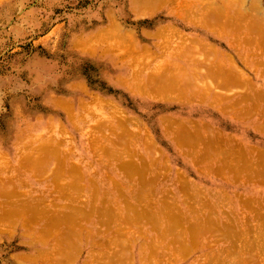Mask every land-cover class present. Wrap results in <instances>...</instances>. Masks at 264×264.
Instances as JSON below:
<instances>
[{
    "label": "rangeland",
    "instance_id": "374dc122",
    "mask_svg": "<svg viewBox=\"0 0 264 264\" xmlns=\"http://www.w3.org/2000/svg\"><path fill=\"white\" fill-rule=\"evenodd\" d=\"M132 1L133 0H0V264H90V261L93 258L99 256L100 253L104 252L103 249L105 247L107 248V250L105 251L104 256L110 253L113 248L115 250L119 247H117L116 244H114L116 246H113L111 244L113 247L109 245V248L108 246L103 245L106 241L103 239V237L104 235L109 234L111 232H118L119 228L122 229L121 227H124L125 229L123 230H126L128 232V246L134 249L138 247L139 252L143 251V249H151V247L154 245H159L168 248L171 245L172 241H175V239L173 238L175 237V234L180 232V224L177 226L174 232H167L168 234L166 235L162 233L160 228L157 230L153 226H151L150 223L145 224L147 222L146 220H148H145V217L144 219L137 218L140 220V223L138 222L137 224L134 222V224L130 225L127 222L123 223V221L121 220L122 217H118L119 219H117L114 223L111 224L104 222V220L106 219L104 209H106L105 207L107 205H111L110 207H113L110 209H112V211H115L116 214L114 216H120L119 209H115L113 206L114 203H112V205L110 204V201L108 202V200H106L107 198H111L110 194L115 195V197L121 200L123 202V205H130V203H135L130 202L129 199L133 201V197L138 196H134V193L137 194L138 192H145L147 194H150L149 192H151L149 197H151V195H157L158 199L161 200L159 204L162 205L164 200L167 201L175 196L184 197V195L186 196L188 194V189H185L182 185L183 183H185V181L182 180H184V178H187V180L189 179L193 181V183H195V187L199 186L201 188H216L214 189L215 194L219 190H223L222 193H226L224 194V196L228 195L230 199L231 197H235V199L241 200V198L244 197L242 198V200L247 201L250 196L252 198H255V200H262L263 202L264 182L262 183L263 186H259L256 181H254L253 184H250L249 182H246L245 184L241 183L240 181L226 182L225 179L222 180L220 175L213 172L211 168L219 166L222 162H225V160L227 159L226 155H224V158H222V160L221 158L219 160L209 158L210 155L208 154L206 155V157L202 156L198 158V156H200V154H202L203 152L205 153L207 151H212V146L210 144L205 143L203 145L201 143L196 144L194 146H189L190 144H186L188 146H185L184 144H179L180 149L176 150V148H179V146L176 145L177 143H174V141H176V136L173 135L177 134H175V131L177 132L180 130V124L176 125L178 120H183V122H196L198 120H202L208 122V124L214 120H221L224 122H228L229 124L231 123L232 125H236V127L240 130L238 129L236 132H234L230 130V128L227 129V133L236 134L237 139H235V141H233L232 143H227L229 146H227V144H223L224 146L222 145L220 147L227 146V149H240V151H242L245 147H253L255 149H259L264 153V134H262V132H258L256 130L257 128L255 127V124H260L264 121V109H261L259 111H251L250 108L254 107L253 103L249 100H245L239 101L235 105L236 107H234V111H224L220 110L219 108L217 109L215 106L207 104L203 100H184L176 98L175 96V98L178 99V101H176L174 96L169 97L162 94L155 95L154 93V95H151L150 93L148 95V93H144L141 90L138 91L135 89V86L137 87V85L134 83V81L132 82L130 75L135 72V68L133 66L136 65V61H133L135 58L133 57L134 55L132 54V58L130 54H127L128 51H130L131 45H129L130 47L128 46L127 49L123 47L119 49L118 46L120 44L118 46H116L115 44H118V39L116 40V38H122L121 36H123V34L125 33L123 36L125 39V36L127 35L126 32H128V38L130 37L129 35H133L134 33L135 36H133L135 37V40L139 42V45L153 47V52L156 54L160 51L159 49H161L164 45H167L168 42L170 43L173 37V45L171 47H173L174 50H172L173 48L171 47H166L167 51L165 52V54L168 51H176V48L178 46L181 47L182 45H184V43L187 42L190 44L191 48L193 45L197 46L194 47V51L196 48L200 50L202 47L200 43H197V39L206 40L208 42H206L207 44L210 43L211 46L218 48L221 52H228L232 54H236L237 52L238 54H240V56L244 54V48L248 49L250 47V49H252L251 45H242L243 48L240 50L239 48L241 47L238 42H236V44L233 43L234 46L237 47L236 45L238 44L239 47H232L231 49L227 48L225 41L221 40V38L218 39L219 37H216L217 35L209 36L211 35L209 29L207 31L206 27H202L200 25H197L196 23H192L193 20L190 19L200 17V7L199 9L198 7H195L192 9V11L189 9L191 12L195 11V15L192 14V17L189 16L188 18H185L183 15L186 11H183V8H180L179 6L174 4L166 5L164 9L149 13V11H146L144 9L139 11L140 9L135 10L134 8H132ZM179 1L186 2V0ZM207 1H212V3L215 2V6H221L220 8H225L224 3L229 4V0H227L228 2L226 1L227 3L224 2L225 0L223 1L224 3L221 0ZM234 1L233 8L231 9L232 6L230 7L231 14H233L231 16L234 17L232 18L233 20L235 19V17L236 19L238 17L235 15L237 9H239L238 12L241 11L240 14L249 11V13L246 14V16H249V14H251L250 9L254 5L257 6V10L261 9V14H259V11L257 13L259 16L255 13L256 16H258V18L260 19L262 18L261 22L264 20V0H242L244 1V4L247 2L246 6L244 5L243 8L241 7L242 3H239L240 5L238 6V1ZM195 2H199L201 4L204 3V0H187L188 4H193ZM252 2L253 6L251 5ZM212 3L211 6L213 7ZM234 4L237 6V9H235ZM203 6H206V3H204ZM178 7L180 10L178 9ZM227 9L229 12L230 9ZM233 9H235V12L233 11ZM254 9L256 10V8ZM189 10H187L188 14ZM253 12L256 11L252 10V13ZM254 15L252 16L254 17ZM116 20L118 21V24L116 23ZM262 24L263 22L260 23V27L264 25ZM109 25L112 27H110ZM167 25L172 26L173 30H170V32L172 31L171 34L169 33L170 41L165 42L164 40H169V31H165L167 32V34H165L167 36L162 33V36L156 35L155 31L157 28L165 27ZM107 29L109 30V34L111 33L110 31H112L113 34L116 33V38L114 37V42L117 41V43L114 44L112 38L114 35H112V33L111 35H109ZM128 30L133 33L129 32ZM233 31L234 30H231L230 38H233V40L237 41V38L239 37L238 34L242 32L239 33L236 32V30L234 32ZM119 32L121 33V36ZM103 33H105L104 36H101L103 35ZM117 33L119 36L117 35ZM226 33L230 34L229 32ZM132 35L129 38L130 40L132 38ZM236 35L238 36L236 38L237 40L234 39V36L236 37ZM240 35L242 36V34ZM92 36H94L95 38H97L98 36V39H95L94 37L92 38ZM107 36L110 37V45L108 43H105L108 41L104 39L105 37L106 39H108ZM101 38L103 39V41L105 40L104 43L103 41H101ZM129 39L126 38L125 41L123 39L119 40H123V46L126 47L125 45H127V43L129 42H127V40ZM121 41H119V43H121ZM161 44L164 45L161 46ZM108 45L111 48L114 47L115 49L118 48L119 50L113 49L112 51L111 49L108 53V48H106L109 47ZM199 46L200 49L198 48ZM99 48L102 50L104 49L103 52L102 50L99 51ZM163 49L165 50V48ZM178 50L180 51V49ZM114 51H116V54L118 55V57L116 56V58L115 56H113V53H115ZM203 52H199L200 54H195V56L197 55L196 57L198 58L200 57V55H203ZM110 53L112 54V58L109 57ZM189 54L187 55V58L189 60H197L194 55L192 57V54H190L191 56ZM238 54L235 58L239 56ZM119 55L123 56L120 57ZM211 55L212 54H210V56ZM204 56L210 58L207 53H204ZM123 58H125V60ZM144 58L142 59L144 61L143 64L139 65L140 69L143 72L146 71L145 75H147L148 73L151 74L154 68L158 66L157 63L161 60V58H157V60L154 58H152L154 59L152 60L150 56L147 57V60H144ZM165 58H167L166 55ZM236 60L238 61V58ZM132 61L135 65L132 63ZM148 61L151 64H148ZM238 62L240 63V65L238 66H240L241 69L245 68L244 70L246 72L248 71L247 74L251 75V83H253V85L255 86H251V88L254 87V89H258L256 90L257 92L262 89L264 92V74H262L259 78L255 79V71L259 68L261 70L264 67V64L262 65V68L259 66L258 69H255V71H253L254 67L257 68V66H250L251 69L249 70V68L243 66L240 61ZM140 63L142 62L140 61ZM181 63H183V66H196V70L193 69L194 67L192 68V70L189 68L190 71L193 73H195V71H197V69L202 66L201 65L198 67L197 61V65H193L194 63L191 62L189 63L192 65H188V63H185L184 60ZM147 65H150V67H148ZM203 68L204 66H202L201 69L205 71V69ZM127 71L128 74L126 75ZM197 73L199 72H196V74ZM204 75L205 72L204 74H202V76ZM121 76L124 80L121 79ZM202 76L200 79L204 81L206 76ZM125 78L130 80H127ZM133 83L135 86L133 85ZM130 86L132 87V89H130ZM251 88L248 87L247 90L243 87H236L233 89V91L232 88H230L231 90L225 91L226 95L228 94L230 97L237 98V96L241 94L240 92H242V94H246L249 90H251ZM134 89L136 90V92L134 91ZM225 91L222 90L221 92L224 93ZM251 91L249 92L251 93ZM233 93L234 95H232ZM96 99H98L100 102L97 100L96 103ZM228 99L230 100V98ZM78 101H80V104H83L80 105ZM87 102L88 104H86ZM71 103L75 105H72L75 108H72L70 106ZM64 105L68 107L70 106V109L68 110V108ZM62 106L66 108H63ZM241 108L243 110L245 108V110L242 111ZM65 109L68 111L66 112ZM236 114L238 115L236 116ZM243 115H245L246 117ZM126 117L128 119V122L130 120L129 124L132 125H128V123L124 122V120L127 121ZM241 117L242 119H240ZM162 118L163 120L167 118L172 121H163ZM122 120L125 123L123 124L122 122V124L125 126L127 124L128 127H124L123 125L118 127L119 123L121 124L120 121ZM131 121H134V123H131ZM174 121H176L175 125L178 127H173L175 126L173 124L175 123ZM170 122L173 126H171ZM164 126L167 127L165 128ZM119 128L120 130H118ZM165 129L170 130L168 132ZM123 130L124 132H122ZM219 130H221L222 132V129L217 126L216 131ZM134 133L136 134V136H133ZM139 133L140 135H142L140 139L138 137L137 141V138L135 139L133 137L140 136L138 135ZM239 134L242 136H240ZM169 135L172 136L168 138ZM245 135L249 137V141L246 140ZM128 137L129 139H127ZM171 138H174L175 140ZM37 141L42 144L40 145V143ZM55 141L58 144L60 143V145L56 144ZM33 142L34 144H32ZM45 142L52 144H48L51 146V148L53 146L54 148H56L57 146H59L60 148L57 147L56 151L54 149L53 152H56L55 154H52V151H50V155L47 154L46 151H44L43 153V148L44 150L45 148H47V145L46 147L43 146ZM171 144L177 147H174V149ZM32 145H34L35 147L37 145H39L38 147L41 146L42 149L39 148V150L41 149L40 151L42 153L39 155L38 152L40 151L37 149V147L36 149L34 148V151V149H32L34 146ZM192 149L195 150L193 151ZM204 149H206L207 151H203ZM197 150L202 153H197V155L195 156L193 152L196 153L198 152ZM35 153L37 154L35 155ZM45 153L48 155V157L47 155H45ZM67 153L68 155H66ZM185 153H187L188 155ZM32 154V159L34 158L37 160V155L42 157H38V159H40L37 160V162L35 163L36 165L34 163L32 165L29 164L34 161L31 160ZM34 155L37 157L35 158ZM42 155L45 157H43ZM253 155H256V157L258 156L257 153H253ZM193 157H197V159ZM201 159L204 161H202ZM215 160L217 162H222L217 164ZM60 161L64 162H61L60 164ZM23 163L26 164V166ZM41 164L43 167L41 166ZM63 164L64 166H66V170H62L63 172L71 169L74 172V168L75 172L77 171L76 173L79 172L81 174L86 175L89 172L88 175L95 177L90 178L91 180L95 179L94 182L93 180L91 181L89 178H83L78 174V181L80 180L79 177L82 178L80 181L84 179L81 183L80 181L79 183L77 182L78 185H81V188L84 185L86 186V188L87 186H89V189L92 184H94L95 186H91L90 190H85V186L84 188H82V190L79 187L77 188L80 189L78 190L79 194L76 192L77 190L74 189H72L73 191H67L68 189L64 191L65 189H61V187L65 188V186H67L66 182L68 181V183H70L69 181L71 180V177H73L71 176L73 175V172L71 171L66 172L65 176L63 174L58 175V173L61 171L58 170L64 167L61 166ZM70 165L71 167L74 165V167L70 169L67 168ZM142 165L147 169H142ZM81 166L82 168H80ZM139 167L140 169H138ZM203 167L206 168L209 173ZM148 168L150 169L149 172L146 171L148 170ZM146 172H148V176ZM143 173H145V177L141 175ZM66 177H68V179ZM145 178L146 180L153 179L156 182H154L152 185V182H145ZM96 182L99 185L98 192L100 193V195L98 192H96V194L94 195L95 189H92V187L98 186ZM188 184L192 183L189 182ZM193 187L190 186L189 188ZM59 188L63 191H61ZM2 189L4 192L2 191ZM83 189L85 190L84 194L82 192ZM7 191H12V195H10ZM214 192L212 191V193ZM13 193H15L16 195ZM87 193L89 195H87ZM91 194L93 195V197H91ZM97 195H99V198H101V200H99L98 198L97 201ZM35 197H37L39 202H35L37 201ZM23 198L31 200L33 198L35 199V201H33L35 203L33 204L39 203L38 205H40L42 202L45 203L47 201L46 204L50 209L48 210V207L44 205L43 206L45 208L43 206L41 209L37 207V209H40V213L43 211L41 214L39 213V215L43 214V217L41 216L43 219L40 217L41 220H39V217L36 216L37 214L32 213L36 209V205L32 204L33 209L35 208L34 210H32L29 205L23 206H27L29 208V211H27V209L25 210L24 208L21 210L22 205L20 201L22 202ZM41 198H44V200L42 201ZM103 198H105L107 202H105L107 204L105 206H103L105 204V200ZM11 199L15 201V208L13 207V201ZM17 199H20L19 207L21 208H18L16 206V202L18 201ZM76 200L78 206L81 202L80 206L81 208H84L81 213H83L85 210H87V212L90 211L89 213H92V217L89 216L91 219L87 217V219H89V223L87 219L84 222L85 224L92 225V227H94L92 233L95 234L93 235V237L88 238L82 236V241L80 237L78 239L71 238V240L73 239L74 242L76 241L75 243L73 241L70 242V237H67V240H69L68 243V241H66L65 236L68 229L67 226H63V224L61 225L62 227L57 226V233L54 232L55 234L53 236V234H50L51 231L47 230L48 228L50 230V220L48 221V223H46L47 219L44 216L50 213L49 215H47L50 219L49 216H51V214L54 215L53 212L55 213V215H58V213L59 215H64L66 213L65 211H68V209L69 211L70 209H73L74 212H71L75 213L77 212L75 211V208L76 210L79 209H77V207H74V203L76 202ZM209 200H211V197ZM171 201L172 202L170 203L172 205L174 202L173 200ZM56 202L57 206L55 205ZM58 202L60 203L61 207L58 206ZM19 203L17 205H19ZM65 204H67L66 207ZM222 205L224 206L225 210V204H221L219 210L222 208ZM88 206L89 208L93 207L94 209L91 208V210H94L95 212L98 208L100 209L103 206L100 211L104 214H101V212L98 211L99 209L97 210V214H95L94 211L93 213L91 210H89V208L87 209ZM97 206L99 207L97 208ZM168 206L169 205H167V207ZM16 207L20 209V212L19 210H17ZM11 208H14L16 210L13 209V211L11 210ZM42 209H44L46 212ZM24 210L27 212H25ZM51 210L53 211L51 212ZM60 211L62 213H65L62 214ZM87 212H85L84 215H86ZM128 213L132 214L133 216L136 215L131 213L130 211H124L123 214L124 216H126V214ZM200 213L212 214V212L209 210L195 212L194 214L198 215ZM246 213L249 214V218L252 216L250 212L248 213L245 210V214ZM101 215L103 216V219ZM246 215L243 214V219H245L244 217ZM249 218L246 216L245 221L249 222ZM93 220H95L94 223ZM95 226L97 229L95 228ZM44 228H47L46 230L48 232L46 230L44 231ZM64 228L66 230L65 232L62 230ZM86 229L90 232L89 227L86 226ZM256 229L254 228L255 232L253 231V228L251 229L254 232H252L253 234H256V232H260L259 229H257V231ZM102 230H105L106 234H103ZM251 230L249 229L248 231L249 235H253L251 233ZM41 231L42 233L47 232V236H45L46 238L40 237V235L42 234ZM217 234L220 235L221 231H218ZM241 234L243 233L240 230V234L237 236L239 237V239L243 237ZM248 234L246 233V235ZM218 235H216V232L208 230L204 236L205 238L201 239V241L203 240V243H213V245H215L212 246L213 248H210L211 250L209 251L207 250L203 252L201 248H198L199 251L197 249H194L195 251L193 250V253H185L182 256H175L176 262L166 263L165 261H158L157 264H204L205 262L210 261L212 256L220 253V251L216 253L218 246L221 248L219 250H224L225 248L224 253L223 250L221 252L225 254L229 251V249H226L227 246L229 244L231 245H229L228 247L234 245L232 244V240L234 239L227 240V242L229 241V243L228 245H225V243L227 242H225L226 239H224V234L221 238L224 240H221V242L219 240L220 245H218L219 243L217 244V240L220 239V236ZM246 235V238H243V240L245 241L247 239ZM249 235L248 238L250 237ZM256 235H254V237ZM60 236H63L65 240H63L64 238L62 237L63 241L59 243L62 246H59L58 244L57 246H59L60 248L63 246L64 247L62 248V253H58L60 251L59 249V251H57L56 249L55 253L53 247L56 248V243L54 241H57L56 238L58 237L57 239H59ZM257 237H259L260 240L253 239L255 240L254 242L264 241V233L261 235H259L258 233ZM261 237L263 238L261 239ZM249 239H247L248 242L246 241V243L251 242V238ZM243 240L240 241L241 246L244 243L242 242ZM118 241V244L122 243L121 240L118 239ZM235 242L239 243L238 240ZM63 243L66 245H64ZM238 243H235L236 247L233 246L235 249L239 247H237ZM76 244L78 245L74 248V245ZM216 244L218 246H216ZM259 244L260 243L257 242L255 243V246H258ZM262 244L264 245V243ZM71 245L72 248L70 247ZM211 245L212 244H210V246L208 247H211ZM263 245H259L260 247L258 246L257 248L252 247V250L248 248V250L250 251L245 253L244 258L241 257V259L246 258L245 260H243L242 264H264ZM261 247H263V250L261 249ZM67 248H70L69 250L71 251H69ZM114 250L112 251V253L116 251ZM231 250L230 251L233 253H235L234 251H236L234 249ZM210 251H214V254L212 252L211 253L213 255L209 254ZM68 252H70V255L67 254ZM206 253H208V255H211V257L208 256ZM203 255L206 256V258H210L206 260V258H203ZM65 256L68 258H66ZM104 256L102 259H104ZM234 256L235 254L233 255V257ZM58 257H60V259H58ZM218 257V260L215 259L216 257L212 259H215L217 261L222 259L221 256V259H219L220 257ZM224 257L227 258L226 254ZM130 258L132 259L133 256H130ZM226 258L225 260L224 258L223 260H221L225 261V263L221 262L222 264H227L228 261V264H230L232 261L231 259H236L238 258V256H235L231 259L228 258V261L226 260ZM249 258L252 259V261L249 260ZM170 259L173 260L174 258L172 259L170 257ZM241 259H236L237 263L234 260L235 264H239ZM253 259H256V262H254ZM234 261H232V263ZM217 263L220 264L219 262H216L215 264Z\"/></svg>",
    "mask_w": 264,
    "mask_h": 264
},
{
    "label": "bare ground",
    "instance_id": "6f19581e",
    "mask_svg": "<svg viewBox=\"0 0 264 264\" xmlns=\"http://www.w3.org/2000/svg\"><path fill=\"white\" fill-rule=\"evenodd\" d=\"M215 1V0H214ZM222 2L224 1V0H221ZM220 1V2H221ZM227 0H225L224 2H226ZM233 1L234 0H231V2H230V0H229V4H225L224 2V7L226 8H229L230 9V7H231V9L233 8ZM238 2V6L240 5L239 3H242V5H241V7L243 8L244 7V5L246 6V3L244 4V1H239V0H237ZM175 2H177V3H175ZM201 2H203V1H201ZM207 0H204V3H206V6H203L204 5V3H197V2H195V3H193V4H188L187 3V0H186V2L184 1V2H182V1H173V0H133L132 1V5L131 6H133L132 8H134L135 10L136 9H140L139 11H141L142 9H144V10H146V11H149V13H153V12H156L157 10H160V9H164L165 8V6L166 5H177V6H179L180 8H183V11H186L185 13H184V17L186 18H188L189 16H191L192 17V14H194L195 15V11H193V12H191L192 11V9L193 8H195V7H198V9H199V7H200V10H201V12H200V17L199 18H190L191 20H193V22L192 23H196L197 25H200V26H202V27H206L207 28V31H208V29L210 30V34L211 35H209V36H215V35H217L216 37H219L218 39H220L221 38V40H224L225 41V44H226V47L227 48H231L232 49V47L233 48H238L239 47V45H240V47L241 48H239L240 50L243 48V46L242 45H251V48L252 49H250V47L248 48V49H243V50H245L244 51V54H242L241 56H240V54H238L237 52H236V54H232V53H228V52H221L218 48H216V47H214V46H211L210 45V43L209 44H207L208 42L206 41V40H203V39H197V43H200L201 44V47L202 48H204V49H202V51H201V49H200V46L198 47L200 50H198L197 48V50L200 52V53H202L203 51V55H200V57H196L195 56V54H200L196 49H195V51H194V47H197L196 45L194 46H192V48H191V46H190V44L187 42V43H184V45H182L181 47L180 46H178L177 48L178 49H180V51L176 48V51H168L166 54H165V52L167 51L166 50V47H171L173 44V42H172V40H173V38H172V40H171V42L169 43L168 42V44L167 45H162L161 44V46H163L161 49H159L160 51L156 54V53H154L153 52V47H150V46H141V45H139V42H137L136 40H135V35H134V33L133 32H131L130 30H128L129 32H131V33H133V35H132V38H131V40L129 39L130 37H131V35H129L130 37L128 38V32H126L127 33V35L125 36V39L127 38V39H129V40H127V42L129 41L130 42V44H129V42L127 43V45H125L126 47H124L123 46V42L125 41V39H124V34H123V36H121V33L119 32V34H120V36L122 37V38H116V36H115V34L116 33H112V31H110L111 33H112V35H114L112 38H113V42L115 41V39H114V37L116 38V40L118 39V44H115V43H117V41L116 42H114V44L116 45V46H118L119 44L120 45H122V46H118L119 47V49L121 48V47H123V48H128V46L129 45H131V47H130V51H128V53L127 54H130V56L132 57L133 55V57H135L134 58V60L133 61H136L135 62V64H134V62L132 61V63L135 65V66H133V65H131V66H133L134 68H135V72H133V74H130L131 75V79H132V82L134 81V83L137 85V87L134 85V83H133V85L135 86V89L136 90H141V91H143L144 93H148V95H149V93L152 95L153 93L156 95V94H162V95H165V96H169V97H171V96H174V98H175V96H176V98H179V99H184V100H203V101H205L207 104H210V105H212V106H215L217 109L219 108L220 110H224V111H233L234 109H233V104H235L236 105V103H238V102H233V104L231 105V103H230V100L228 99V98H230V96L228 95H226L225 93H226V91L227 90H231L230 88H232V91H233V89L234 88H236V87H243V88H246L247 90H248V87L249 88H251V86H254L253 85V83H251V81H252V79L250 78L251 77V75L249 74H247V72L244 70L245 68H240V66H238V65H240V63L238 62V61H240L241 62V64L243 65V66H245V67H247V68H249V70L251 69L250 68V66H257V68L256 67H254V70L253 71H255V69H258V67L260 66L261 68H262V65L264 64V20L262 21L263 22V26H261L260 27V23H262L261 22V20H262V18L260 19V18H258V12L260 11V13L259 14H261V9L260 10H257L258 8H257V6L256 5H254L253 6V2H252V10H254V11H256V12H253L252 13V10L250 9V11H251V14H249V16L247 15L246 16V14H248L249 13V11L248 12H246V13H242V14H240L241 13V11H239L238 12V10L239 9H237V6L234 4V6H235V9H237V11L235 12V9H233V11L235 12V15L236 16H238L237 17V19H236V17H235V19L233 20L232 18H234V17H232L231 15H233V14H231V9L229 10V12H228V9L226 8H220L221 6H215L216 4H215V2H213L212 3V1L210 2H208V4H207ZM226 2V3H227ZM234 2H236V0L234 1ZM211 3L213 4V7L211 6ZM255 3V2H254ZM222 4V3H221ZM232 4V5H231ZM260 4V3H259ZM209 6V7H208ZM215 6V7H214ZM179 7H178V9H179ZM187 7H189V8H187ZM190 7H192V8H190ZM204 7V8H203ZM206 8V9H205ZM239 8V7H238ZM254 8H256V10L254 9ZM260 8H261V6H260ZM191 11H190V10ZM180 10V9H179ZM187 10H189V14H188V11ZM227 10V11H226ZM134 11V10H133ZM171 12V11H170ZM137 13H138V11H137ZM191 13V14H190ZM258 15V16H256V14ZM136 14V13H135ZM238 14V15H237ZM245 14V15H244ZM255 14V15H254ZM181 15V14H180ZM193 15V16H194ZM234 15V16H235ZM252 15H254V17L252 16ZM142 16V15H141ZM182 16V17H183ZM183 17V18H184ZM263 17V16H262ZM253 18V19H252ZM257 18V19H256ZM260 19V20H259ZM190 20V21H191ZM224 20V21H223ZM118 21L116 20V23H117ZM260 22V23H259ZM113 23V22H112ZM118 24V23H117ZM110 26V25H109ZM110 27H112V26H110ZM120 27V26H119ZM122 27V26H121ZM109 28V27H108ZM113 29H114V27H113ZM175 29V28H174ZM108 30V29H107ZM112 30V29H111ZM121 30V29H120ZM124 30V29H123ZM170 30H173L172 29V26H170V25H167V26H165V27H159V28H157L156 29V31H155V34L156 35H161L162 36V34H167V32H168V38L170 37V35H169V33L171 34V32H170ZM231 30H236V32H242V33H240V34H242V36L240 35V34H238L239 35V37L236 35V37L234 36V39H236L237 37V41H235V40H233V38L231 39L230 38V35H231ZM238 30V31H237ZM104 31V30H103ZM117 31H118V29H117ZM125 31V30H124ZM127 31V30H126ZM165 31H167V32H165ZM233 31V32H234ZM108 32V34H109V30L107 31ZM114 32V31H113ZM121 32H123V31H121ZM226 32H229L230 34H227ZM105 33H106V31H105ZM105 33H103V35H101V36H104V34ZM111 33L109 34V35H111ZM162 33V34H161ZM99 34V33H98ZM102 34V33H101ZM108 35V36H109ZM117 35H118V33H117ZM172 35H173V33H172ZM99 36V35H98ZM98 36H97V38H95L94 36H92V38L94 37L95 39H98ZM107 36V37H108ZM119 36V35H118ZM165 36H167V35H165ZM164 36V37H165ZM100 37V36H99ZM241 37V38H240ZM102 38H104V37H102ZM101 38V39H102ZM94 39V40H95ZM101 39H99V40H101ZM105 40H110V37H108V39H106V37L104 38ZM119 39H123L122 41L121 40H119ZM165 39V38H164ZM184 39V38H183ZM98 40V41H99ZM104 40V41H105ZM194 40H196V39H194ZM88 41V40H87ZM101 41H103V39L101 40ZM100 41V42H101ZM104 41H103V43H104ZM105 42V43H110V41L109 42ZM119 41H121V43H119ZM165 42L166 41H170V38H169V40H164ZM163 41V42H164ZM180 41V40H179ZM164 42V43H165ZM207 42V43H206ZM236 42H238V44L236 45L237 47H235L234 46V44L233 43H235L236 44ZM103 43H101V44H103ZM112 43V42H111ZM180 43V42H179ZM125 44H126V42H125ZM181 44V43H180ZM179 44V45H180ZM110 45V44H109ZM108 45V46H109ZM191 45H192V42H191ZM160 46V45H159ZM91 47V46H90ZM156 47V46H155ZM106 48H108V53L110 52V50L112 49V51H113V49H115L114 47L113 48H111L110 46L109 47H106ZM158 48V47H157ZM163 48H165V50L163 49ZM171 48H173V47H171ZM118 49V48H117ZM117 49H115V50H117ZM118 49V50H119ZM193 49V50H192ZM100 50H102V49H100L99 48V51ZM104 50V49H103ZM103 50H102V52H103ZM172 50H174V48L172 49ZM191 50H192V53H191ZM92 51V50H91ZM112 51H111V53H112ZM239 51V50H238ZM115 53H113L114 55L113 56H115V58H116V56L118 57V55L116 54V51H114ZM126 52H127V50H126ZM198 52V53H197ZM95 53V52H94ZM110 53V55H109V57L110 58H112V54ZM119 53V52H118ZM192 54V57H193V55H194V57H196L197 58V60L196 59H191V60H189L188 58H187V55L188 54ZM204 53L206 54L207 53V55H209L210 56V54H212V55H215V56H212V58H211V56H210V58H208V57H205L204 56ZM133 54V55H132ZM189 54V55H190ZM237 54L239 55L237 58H238V61L236 60L237 58H235L236 56H237ZM126 55V54H125ZM164 56V58H163V56ZM165 55L167 56V58H165ZM120 56V55H119ZM123 55H121L120 57H122ZM129 56V55H128ZM150 56V58L152 59V58H154V59H156L157 60V58L158 59H160L161 58V60L157 63L158 64V66L157 67H153L154 68V70L152 71V73L151 74H147V75H145V72H143V71H141V69H140V64L142 65L143 64V58H144V60L146 59L147 60V57H149ZM191 56V55H190ZM126 57V56H125ZM132 57V58H133ZM143 57V58H142ZM214 57V58H213ZM114 58V57H113ZM114 58V59H115ZM163 58V59H162ZM124 60H125V58H123ZM149 59V58H148ZM154 59H152V60H154ZM165 59V60H164ZM112 60V59H111ZM130 60V59H129ZM185 61V63H188V65L190 64L189 62H191V63H194L193 65H197V63H198V67L199 66H204V68L203 69H205V71L204 70H202L201 69V67H199L198 69H197V71H195V73H193V72H191L190 71V69L192 70V68L194 67H189V66H183V63H181L182 61ZM116 61H117V59H116ZM123 61V60H122ZM140 61L142 62V63H140ZM151 61V60H150ZM196 61H197V63H196ZM113 62V61H112ZM116 63V62H115ZM115 63H114V65H115ZM121 63V62H120ZM147 63V62H146ZM118 64V63H117ZM148 64H151L149 61H148ZM190 65H192V64H190ZM145 66V65H144ZM148 66V65H147ZM154 66V65H153ZM148 67H150V65L148 66ZM147 67V68H148ZM152 67V66H151ZM196 67V66H195ZM193 68V69H195L196 70V68ZM129 68H132V67H129ZM190 68V69H189ZM264 68V67H263ZM261 69L260 70V68L258 69V70H260V71H258V70H256L255 71V79H257V78H259L262 74H264V69ZM146 69V68H145ZM144 69V70H145ZM149 69V68H148ZM151 69V68H150ZM199 69H201V70H199ZM253 69V68H252ZM258 71V72H257ZM131 72V71H130ZM129 72V73H130ZM143 72V73H142ZM196 72H199V73H197L196 74ZM204 72H205V75L204 76H206L205 77V79H204V81H202L200 78H201V76H202V74H204ZM252 72V71H251ZM202 73V74H201ZM128 74V71L126 72V75ZM142 74H144V75H142ZM129 75V76H130ZM194 75H196V76H194ZM204 76H202V77H204ZM264 76V75H263ZM122 77V76H121ZM127 78H129V77H127ZM127 78H125V79H127ZM184 78V79H183ZM118 79V78H117ZM116 79V80H117ZM120 79V78H119ZM121 79H123V77L121 78ZM179 79H183V80H180V81H178ZM186 79L187 80H189V81H187L186 82ZM200 81H199V80ZM124 80V79H123ZM123 80H122V82H123ZM127 80H130V79H127ZM126 80V81H127ZM185 80V81H184ZM121 81V80H120ZM184 81V82H183ZM127 83H129V82H127ZM255 87V86H254ZM254 87L253 88H251V90L253 91V93H255V97L257 96V94L256 93H258L259 92V94H261L262 95V92H263V90L261 91H256V90H258V89H254ZM130 89H132V87L130 86ZM134 89V91L136 92V90ZM225 91L224 93H222L221 91ZM251 90H249V91H251ZM247 92L248 94H245L246 96L247 95H252V91H251V93L250 92ZM228 93V92H227ZM153 94V95H154ZM263 94H264V92H263ZM232 95H234V94H232ZM244 95V96H245ZM260 95V97H262ZM259 96V95H258ZM248 97V96H247ZM259 97V98H260ZM92 98V97H91ZM175 98V99H176ZM232 98V97H231ZM249 98H252V96L250 97L249 96ZM233 99V98H232ZM245 99V98H244ZM244 99H243V101H244ZM247 99V98H246ZM245 99V100H246ZM256 100H253V101H251V99H248L249 101H251L252 103L254 102V101H256V104H254L253 106H256V110L255 111H257V110H259L260 108H261V106H260V108L258 109L257 108V106H259V104L257 105V100H259V99H257V98H255ZM97 100L98 99H96V103H97ZM242 100V99H241ZM262 100L264 101V95H263V98H262ZM99 101V100H98ZM80 101H78V103H79ZM86 102V101H85ZM95 102V101H94ZM100 102V101H99ZM259 102V101H258ZM58 103V102H57ZM248 103V102H247ZM260 103H261V101H260ZM264 103V102H263ZM66 104H68V103H66ZM80 104V103H79ZM81 104H83V103H81ZM80 104V105H81ZM86 104H88V102L86 103ZM98 104H100V103H98ZM262 104V103H261ZM73 104L71 103V107L72 108H75V107H73V106H75V105H73ZM78 105V104H77ZM64 106H66V105H64ZM64 106H62L63 108H68V110L70 109L68 106H66V107H64ZM236 107V106H235ZM239 107V106H238ZM248 107V106H247ZM78 108H80V107H78ZM246 108V107H245ZM245 108H244V110H245ZM242 109V108H241ZM66 110V109H65ZM68 110H66V112L68 111ZM243 109H242V111H244ZM251 111H253V110H251ZM247 112H249V111H247ZM242 113V112H241ZM246 113V112H245ZM253 113V112H252ZM249 114V113H248ZM254 114V113H253ZM242 115V114H241ZM252 115V114H251ZM236 116H237V114H236ZM243 116H245V115H243ZM242 116V117H243ZM241 117V118H242ZM246 117V116H245ZM247 118H248V116H247ZM132 119V118H131ZM126 120L127 121H125L124 120V122L125 123H128V125H132V124H129L130 123V120H129V122H128V119H127V117H126ZM162 120H163V118H162ZM164 120H167V122L168 121H172V120H169V119H167V118H165ZM163 120V121H164ZM175 120V119H174ZM177 121V120H176ZM176 121H174L175 123H173L174 125L176 124ZM181 121V120H180ZM179 120L177 121V124L176 125H179L180 124V130L179 131H175V134L176 135H173V136H176L175 137V139H176V141H174L175 139L174 138H171V139H174L173 141H174V143H177L176 145L177 146H179V144H184L185 146H188L189 144V146H194V145H196V144H201L202 143V145L205 143V144H210L212 147H211V149H212V151H207L206 149H204L203 151H207V152H199L198 150V152H193L195 149H192L193 151H191V152H193V154H195V156L197 155V153H202V154H200V156H198V158H200V157H202V156H205L206 157V155L208 154V155H210V157L209 158H213V159H220L221 158V160H222V158H224V155H226L228 158V160L226 159L225 160V162H217L216 160V163L218 164V163H221L219 166H216V167H212L211 168V170L213 171V172H215V173H217L218 175H220V177H221V179L223 180V179H225L226 180V182H238V181H240L241 183H245L246 184V182H248L247 180H249L250 182V184H253L254 183V181H251L253 178L255 179V178H258V179H256V183L257 184H259V186H263L262 185V183L264 182V153L262 152V151H260L259 149L257 150V149H255V148H253V150H254V152L256 153V152H258V156L256 157V155H253V153L254 152H252V148H251V153H247L246 151L247 150H245L244 148H243V150L242 151H240V149L239 150H236V151H240L239 152V158L238 157H236L237 156V152L235 153V152H232V150L233 151H235V149H227L228 147L227 146H229L228 144V142H230V140H233V139H230V136L231 135H229V139L230 140H228V139H225L226 137H224L223 139L221 138L222 136H223V134H221V132H217L218 134H216V136L214 135V136H212V138H210V134H212V129L210 128V126H208V128H209V130H208V128L206 127L207 125L205 124L206 122L205 121H202V120H198V121H196V122H192V121H187V122H183V120L180 122ZM186 121V120H185ZM121 122V124L119 123V126L118 127H120L121 125H123V124H125L124 122H123V120L122 121H120ZM122 122H123V124H122ZM131 123H134V121L132 122L131 121ZM138 123V122H137ZM164 123V122H163ZM171 123V122H170ZM198 124H201L202 126H198ZM173 126L172 125V123H171V126H173V127H178V126ZM206 125V126H205ZM124 127H126L127 126V124H126V126L125 125H123ZM139 126H140V124H139ZM256 126V125H255ZM128 127V126H127ZM165 127V126H164ZM167 127V126H166ZM165 127V128H166ZM261 127L263 128L262 130H264V123H263V125H261ZM140 128V127H139ZM257 129H259L260 130V126H258L257 125V127H256ZM206 129V130H205ZM118 130H120V128L118 129ZM126 130V129H125ZM165 130H167V129H165ZM164 130V131H165ZM169 130L170 129H168L167 131L169 132ZM129 131V130H128ZM166 131V132H167ZM208 131V132H207ZM209 131H211V133L209 132ZM261 131V130H260ZM122 132H124V130L122 131ZM130 132V131H129ZM129 132H127V133H129ZM171 132V131H170ZM126 133V134H127ZM135 133H137V132H135ZM134 133V135L133 136H136V134ZM209 134V135H208ZM219 134H221V135H219ZM138 135H140V133L138 134ZM142 135V134H141ZM141 135L140 136H137V137H133V138H137V141H138V137H139V139L141 138ZM213 135V134H212ZM172 135H169L168 136V138L169 137H171ZM226 136V135H225ZM228 137V136H227ZM233 137H235V136H233ZM56 138V137H55ZM132 138V139H133ZM54 139V138H53ZM127 139H129V137L127 138ZM134 139V140H135ZM220 139V140H219ZM46 140V139H45ZM96 140V139H95ZM142 140V139H141ZM223 141V142H219L221 145H219V143H217V144H215V142L216 141ZM49 141V140H48ZM131 141V140H130ZM37 142H39V141H37ZM43 142H44V140H43ZM135 142V141H134ZM40 143V142H39ZM53 143H54V141H53ZM55 143L56 144H58L56 141H55ZM228 143V144H227ZM231 143H232V141H231ZM32 144H34V142L32 143ZM42 143H40V145H41ZM48 144H50V143H44L43 144V146L44 147H46V145H47V148L50 146V145H52V144H50V145H48ZM153 144V143H152ZM186 144H188V145H186ZM223 144H227V148L226 147H220L221 148V150H219L218 148H219V146H222ZM58 145H60V143L58 144ZM183 145V146H184ZM219 145V146H218ZM237 145V144H236ZM243 145V144H242ZM32 146H34V145H32ZM39 145H37L36 147H37V149L39 150V148H41L42 149V147L40 146V147H38ZM56 146V145H55ZM176 146V147H177ZM182 146V147H183ZM224 146V145H223ZM240 146V145H239ZM36 147L34 146L32 149H36ZM58 148H60L59 146H57ZM56 147V148H57ZM181 147V148H182ZM207 147V146H206ZM218 147V148H217ZM47 148H45V150H44V148H43V153H44V151H46V153L47 154H49L50 155V151H54V149H55V151H56V148H54V146L51 148V146L47 149ZM151 148V147H150ZM185 148V147H184ZM194 148V147H193ZM214 148V149H213ZM223 148H225L224 150H223ZM238 148V147H237ZM31 149V150H32ZM35 149H34V151H35ZM40 149V150H41ZM152 149V148H151ZM178 149H180V146H179V148H176V150H178ZM39 150V151H40ZM60 150V149H59ZM188 150H190V149H188ZM250 150V149H249ZM257 150V151H256ZM47 151H49V152H47ZM58 151V150H57ZM32 152V151H31ZM51 152V153H52ZM62 152V151H61ZM67 152V151H66ZM34 153V152H33ZM39 153V155L42 153L41 151L40 152H38ZM45 153V155H47ZM56 153V152H55ZM54 152L52 153V154H55ZM184 153V152H183ZM234 155H233V154ZM254 153V154H255ZM37 153H35V155H36ZM71 154V153H70ZM185 154H187V153H185ZM205 154V155H204ZM242 154V155H241ZM245 154V155H244ZM34 155V156H35ZM39 155H37L38 157H40ZM66 155H68V153L66 154ZM184 155V154H183ZM188 155V154H187ZM199 155V154H198ZM236 155V156H235ZM250 155H251V157H250ZM37 156H35V158L37 157ZM43 156V155H42ZM225 156V157H226ZM235 156V157H234ZM242 156V157H241ZM244 156V157H243ZM245 156H249V158H246ZM32 157H33V154L31 155V160H34L33 162H31V163H29V164H35L36 162H37V160H39L40 158H42V157H40L39 159H38V157H37V160L36 159H32ZM43 157H45V156H43ZM47 157H48V155H47ZM46 157V158H47ZM30 158V157H29ZM61 158V157H60ZM195 158V157H194ZM230 158V159H229ZM242 158H244V159H242ZM49 159V158H48ZM52 159H53V156H52ZM195 159H197V157L195 158ZM202 159H204V158H202ZM201 159V160H202ZM45 160V159H44ZM63 160H64V158H63ZM249 160V161H248ZM29 161V160H28ZM48 161V160H47ZM46 161V162H47ZM66 161V160H65ZM202 161H204V160H202ZM224 161V160H223ZM39 162V161H38ZM45 162V161H44ZM44 162H41V163H44ZM61 162L62 161H60V164H61ZM64 162V161H63ZM62 162V163H63ZM26 163V162H25ZM28 163V162H27ZM49 163V162H48ZM143 163H144V161H143ZM146 163V162H145ZM24 164V163H23ZM28 164V165H29ZM39 164V163H38ZM25 166H26V164H24ZM36 165V164H35ZM80 165V164H79ZM78 165V166H79ZM24 166V167H25ZM41 166H42V164H41ZM60 166V165H59ZM61 166H64V164L63 165H61ZM76 166V165H75ZM28 167V166H27ZM43 167V166H42ZM41 167V168H42ZM66 166H64V167H60L61 169H59L58 171H60L59 173H58V171H57V173H58V175H60V174H63L64 176H65V174H66V172H68V171H71V172H73L72 171V169L71 170H67V171H62L63 169L64 170H66V168H65ZM74 167V165L71 167V165L69 166V167H67V168H73ZM142 167V169H144L145 170V168L146 167H144L143 165L141 166ZM144 167V168H143ZM40 168V167H39ZM80 168H82V166L80 167ZM204 168V167H203ZM76 169H77V167H76ZM138 169H140V167L138 168ZM147 169V168H146ZM202 169V168H201ZM205 170H206V168H204ZM73 170H74V172L72 173L73 175H71V176H73V177H71V180L69 181L70 183H68V181L66 182L67 184V186H65V188H62L61 187V189H65L64 191H66L67 189V191H73L72 189H74V190H77L76 192L78 193V190H82V188H84V186L81 188V185L79 184H77V182L79 183V181L82 179L81 177H83V178H95V177H93V176H91V175H88V173L85 175V174H81V173H76L75 172V169L73 168ZM80 170H82V169H80ZM136 171H137V169H136ZM146 171H150V169L148 168V170H146ZM207 171V170H206ZM63 172V173H62ZM83 172V171H82ZM135 172V171H134ZM148 172H146V174L148 173ZM208 172V171H207ZM209 173V172H208ZM78 174L81 176V177H79V181L77 180L78 179ZM252 174H255L254 176L252 175ZM69 175V174H68ZM88 175V176H87ZM141 175H145V173H143V174H141ZM149 174H147V176H148ZM142 176V177H143ZM146 176V175H145ZM144 176V177H145ZM257 176V177H256ZM70 177V176H69ZM67 179H68V177H66ZM147 178V177H146ZM146 178H145V182L146 181H148V180H146ZM152 178H155V177H152ZM183 178V177H182ZM234 178V180H232ZM12 179V178H11ZM181 179V178H180ZM253 179V180H254ZM13 180V179H12ZM84 180V179H83ZM82 180V181H83ZM91 180V179H90ZM93 181L95 180V179H92ZM91 180V181H92ZM182 180V179H181ZM258 180V181H257ZM82 181H80V183L82 182ZM90 181V182H91ZM96 181H97V179H96ZM150 181H151V179H150ZM152 181H153V179H152ZM182 181H185L186 182V184H188L189 182V180H187V178H184V180H182ZM95 182V181H94ZM155 182V181H154ZM153 182V183H154ZM93 183V182H92ZM97 183V182H96ZM144 183V182H143ZM153 183H152V185H153ZM191 183V182H190ZM69 184V185H68ZM91 184V183H90ZM145 184V183H144ZM193 184V183H192ZM261 184V185H260ZM97 185H98V183H97ZM149 185V184H148ZM254 185H256V184H254ZM91 186H95L94 184H92ZM91 186H90V189H91ZM150 186V185H149ZM189 187L191 186V187H193L191 184L190 185H188ZM2 187V186H1ZM9 187V186H8ZM80 187V189H77V188H79ZM89 186H87V188H86V186H85V190H90L89 188H88ZM96 187H97V190H96ZM96 187H92V189L94 190L95 189V193H94V195L96 194V192H98V188H99V185L98 186H96ZM102 187V186H101ZM156 187V186H155ZM188 187V194L185 196L184 195V197H183V203H181V202H179V201H176L177 199L175 198V197H173L172 199H174L173 200V206L171 205V203L169 204V202H171V201H169L168 202V200L167 201H164V203L165 202H168V204L167 205H169L168 207H169V209H166V207H165V205H164V208L165 209H163L162 207H163V204L164 203H162V205L161 206H158V208H157V205L156 204H158L161 200H157V198H158V196L156 197L155 195V199H156V201L154 200V202H153V204H155L156 205V207H155V205H149L148 206V204H147V202H146V204H147V206H148V209L147 210H149V209H151L152 208V206L154 207V209L155 208H157V211L155 210V211H145V210H142V211H140L139 209L141 208H146L147 206H141L142 205V203H141V205H139L137 208H138V210H139V212H138V210H137V208L136 207H134L133 205V207L132 208H135V209H133V210H135L136 212V215L135 216H133L132 214H130V213H128V214H126V216H124V211L122 210H120L119 208H121L122 206L121 205H123V204H121V202L119 203V207L117 208L116 207V202L118 201H116V202H114V201H110L111 203L110 204H112V203H114V207H116L115 209H119L120 211H119V215L120 216H114L116 213H115V211H112V209H109V206L106 204L107 202H106V200H108V202H109V200L111 199V198H107L106 200H105V198H103L105 201H104V205L103 206H105V205H107L106 206V209H104L105 210V214H106V219L104 220V222H106V223H109V224H111V223H114L117 219H119L118 217H122V221H123V223H129V225L130 224H134V222L135 223H137L138 224V222L140 221L139 219H137V218H143L144 219V217H145V220L146 219H148V220H146L147 222L145 223V224H149L150 223V225L151 226H153L155 229H161V231H162V233L163 234H168L167 232H174L175 230H176V228H177V226L179 225V229H180V232L179 233H177V234H175L173 237V239H175V241H172V243H171V245L168 247V248H166V247H163V246H159V245H154V246H152L151 247V249H143V251H141V252H139V249H138V247H136L135 249L134 248H131L130 246H128V239H127V237L129 236L128 235V232L125 230H123V229H125L124 227H121L122 229H120L119 228V231H118V229H117V231L118 232H116V233H113V232H111V233H109V234H106V231L105 230H102V233L103 234H106V235H104V237H103V239L104 240H106L105 242H104V244L106 245V246H108V248H109V245L110 246H112V245H114V244H116L117 245V249H115L117 252L115 253L114 252V255L112 254V251L114 250V248H113V250L109 253V254H111V255H108V254H106V256H104V255H100V257L99 256H97V257H95V258H97V259H95V258H93L94 259V263L95 264H157V262L158 261H165L166 263H168V262H171V263H173V262H176V260H175V256H182V255H184L185 253H193L196 249L198 250V248H201L202 250H203V252H205V251H209V250H211L210 248H213L212 246H215V245H213V243H210V244H212L211 245V247H208V246H210V244L209 243H203V240L201 241V239L202 238H205L204 236H205V234H206V232L208 231V230H212V231H214V232H216V235H218L217 234V232L218 231H221V234L220 235H218V236H220V239H218L216 242H217V244L218 245H220V242H221V240L223 241L224 239H226V241L225 242H227V240H229V239H234V240H232L233 242H235V241H239V243H240V241L241 240H243V238L245 237V235H246V233L248 234V231H249V229L251 230L252 228H253V231H254V228L256 229H259L260 230V232H256V234L258 235V233H259V235H261V234H263L264 233V224H263V222H264V199H263V202H262V200H255V198H252V197H250L249 196V198L247 199V201H243L242 200V198H244V197H242L241 198V200H239V199H235V197H231V199L229 198V196L228 195H225L224 196V194H226V193H222L223 192V190L222 191H218V192H216V194H215V192L214 193H212V192H210L209 194H210V197H211V200H209L210 199V197H203L206 193V191L204 192V190L202 191V189L200 190V188L201 187H193V188H195V189H193V188H189ZM76 188V189H75ZM197 188V189H196ZM60 189V188H59ZM60 189V190H61ZM154 189H156V188H154ZM187 189V188H186ZM200 191H199V190ZM8 190V189H7ZM63 190H61V191H63ZM84 189H83V194H84V191H85ZM151 190H152V188H151ZM2 191H3V189H2ZM58 191V190H57ZM202 191V192H201ZM4 192V191H3ZM7 192H9V194L10 195H12V191H7ZM81 192V193H82ZM89 192V191H88ZM50 193H51V191H50ZM62 193H64V192H62ZM76 193V194H77ZM90 193V192H89ZM99 193V192H98ZM150 194H151V192H149ZM204 193V195L202 196L201 194H203ZM222 193V194H221ZM13 194H15V193H13ZM61 194V193H60ZM73 194V193H72ZM79 194V193H78ZM149 194V195H150ZM16 195V194H15ZM59 195V194H58ZM74 195V194H73ZM87 195H89L88 193H87ZM92 195V194H91ZM99 195H100V193H99ZM99 195H97L98 197H97V201H98V198H99ZM135 195H138V196H135ZM78 196V195H77ZM106 196V195H105ZM133 196V195H132ZM134 196L135 197H133V199L135 200L136 199V202L138 201V200H140L141 202H143L144 203V201H142V199H146V201H147V199H149L148 197H147V193H145V192H138L137 194H134ZM152 196V195H151ZM223 196V197H222ZM226 196H228V197H226ZM261 196H262V194H261ZM61 197H62V195H61ZM63 197H64V195H63ZM72 197V196H71ZM88 197V196H87ZM91 197H93V195L91 196ZM95 197V196H94ZM103 197V196H102ZM166 197V196H165ZM36 199H37V197H35ZM67 198V197H66ZM170 198V197H169ZM168 198V199H169ZM221 198V199H220ZM224 198V199H223ZM246 198V197H245ZM48 199V198H47ZM55 199V198H54ZM61 199V198H60ZM72 199H74V198H72ZM71 199V200H72ZM76 199V198H75ZM78 199V198H77ZM80 199V198H79ZM93 199V198H92ZM96 199V198H95ZM95 199H94V201H95ZM101 198H99V200H100ZM153 199H154V197H153ZM167 199V198H166ZM171 199V200H172ZM182 199V198H181ZM220 199V200H219ZM259 199V198H258ZM260 199H262V198H260ZM10 200V199H9ZM12 200V199H11ZM18 201L16 202V206L18 207V208H21V210L24 208L25 210L27 209V211H29V208L27 207V206H25V207H23L24 205H29V207H31V209L32 210H34L35 208L37 209V207H39L40 209L42 208V206L44 205V206H47V204H46V202L45 203H43L42 201L44 200V198L42 199L41 198V202L43 203H41L40 205H38V204H33V203H35V202H39V200L37 199V201H35V199H33L32 198V200L31 199H27V198H23L22 200V202L20 201V199H17ZM65 200V199H64ZM70 200V201H71ZM83 200V199H82ZM90 200V199H89ZM151 200V199H150ZM164 200V199H163ZM170 200V199H169ZM13 201V200H12ZM19 201H20V203H21V207H19L20 206V203H19ZM31 201H32V203H31ZM33 201H35V202H33ZM61 201V200H60ZM129 201H132L131 199H129ZM128 201V202H129ZM177 203H179V204H177ZM221 201V202H220ZM14 202L15 201H13L12 203H13V207H14ZM67 202V201H66ZM85 202V201H84ZM88 202V201H87ZM93 202V201H92ZM91 202V203H92ZM150 202V201H149ZM220 202V203H219ZM19 203V205H17ZM69 203V202H68ZM95 203V202H94ZM93 203V204H94ZM134 203H135V201H134ZM138 204H140V202H137ZM181 203V204H180ZM36 205V207L33 209V205ZM46 204V205H45ZM57 204V202L55 203V205ZM58 206H60V203L58 202ZM71 204H73V203H71ZM80 205H81V202L79 203ZM92 204V205H93ZM96 204V203H95ZM100 204H102V203H100ZM109 204V203H108ZM118 204V203H117ZM121 204V205H120ZM131 204V203H130ZM133 204V203H132ZM138 204H134V205H138ZM146 204H144V205H146ZM151 204V203H150ZM166 204V203H165ZM176 206H175V205ZM221 204H225V210H224V206L222 205V208L219 210V208L221 207ZM38 205V206H37ZM54 205V204H53ZM63 205V204H62ZM66 205L67 204H65V207H66ZM70 205V204H69ZM74 207H77V209L79 210H76V208H75V211H77V212H75V213H73L74 211H73V209L71 210L70 209V211H69V209H68V211H63L64 213H62L61 211V213L62 214H64V215H59V213H58V215H55V213L53 212V214L55 215H52L51 214V216H49L50 217V219L48 218V216L47 215H49V214H47V215H45L44 217L47 219V221H46V223H48V221L50 220V222L49 223H51V224H49L50 225V230H49V228L47 229L48 231H51L50 232V234H53V236H54V232H56V229H57V226L59 227V226H61L62 224H63V226H67V232H66V234H65V236H66V241H68V243H69V240H70V242L71 241H73V239L75 238V239H78L79 237H80V239H81V237L85 234V237H90V234H91V232H93V231H91L90 233H89V231L86 229V231L84 230V228H85V225L83 226L82 224H81V221H82V223L83 224H85L84 223V221L87 219V217L89 218V219H91L89 216H91L92 215V213H89L90 211H88L87 212V210H85L83 213H81L82 212V210L84 209H81V206L79 205L78 206V203H77V200H76V202L74 203ZM88 205H89V203H88ZM97 205H98V202H97ZM160 205V204H159ZM171 205V206H170ZM41 206V207H40ZM43 206V207H44ZM57 206V205H56ZM56 206H55V208H56ZM102 206V207H103ZM111 206V205H110ZM126 206V205H125ZM124 206V207H125ZM128 207H129V205H127ZM126 206V207H127ZM174 206H175V208H174ZM10 207V206H9ZM9 207H8V209H9ZM12 207V206H11ZM16 207V208H17ZM48 207V206H47ZM47 207H46V209H47ZM61 207V206H60ZM73 207V206H72ZM99 206H97V208H98ZM102 207L98 210V211H100L101 209H102ZM127 207V208H128ZM171 207V208H170ZM7 208V207H6ZM15 208V207H14ZM13 208V209H14ZM17 208V210H19V212H20V209H18ZM35 209L32 213H35V214H37L36 216H38L39 217V220H41L40 219V217L43 215H39V213H40V209ZM45 208V207H44ZM59 208V207H58ZM89 208V206L87 207V209ZM91 208H93V207H91ZM91 208H89V210H91ZM96 208V207H95ZM161 208H162V210H161ZM12 208H11V210H13ZM50 208L48 207V210H49ZM85 209H86V207H85ZM94 209V208H93ZM123 209H126V208H123ZM153 208L151 209V210H154ZM199 209H201V210H199ZM14 210H16V209H14ZM13 210V211H14ZM24 210V211H25ZM42 210H44V209H42ZM63 210V209H62ZM97 210H96V212H95V214H97ZM114 210V209H113ZM127 210V209H126ZM128 210H129V208H128ZM130 210H131V208H130ZM164 210H166V211H164ZM174 210V211H173ZM178 212H177V211ZM203 210H209V211H211L212 212V214H210V213H200V214H198V215H195L194 213L195 212H199V211H203ZM221 210H223V211H221ZM245 210L249 213H251L252 214V216L249 218V214H245ZM23 211V212H24ZM27 211H25V212H27ZM39 211V212H38ZM45 211V210H44ZM53 210H51V212H52ZM55 211H58V210H55ZM71 211H73V212H71ZM92 211V210H91ZM92 211V212H93ZM171 211V212H170ZM17 212V211H16ZM31 212V211H30ZM43 212V211H42ZM41 212V213H42ZM46 212V211H45ZM48 212V211H47ZM85 212H87L86 213V215H84L85 214ZM93 212V213H94ZM101 212V211H100ZM100 212H99V214H100ZM150 212V213H149ZM174 212V213H173ZM11 213H13V212H11ZM40 213V214H41ZM176 213V214H175ZM14 214H15V212H14ZM20 214V213H19ZM18 214V215H19ZM24 214V213H23ZM74 214V215H73ZM98 214V215H99ZM101 214H104V213H102L101 212ZM243 214L244 215H246L248 218H249V222H247V221H245V219H246V216L244 217L245 219H243ZM94 215V214H93ZM35 216V215H34ZM33 216V217H34ZM53 216V217H52ZM63 216V217H62ZM102 216V215H101ZM26 217H27V215H26ZM32 217V216H31ZM43 217V216H42ZM41 217V218H42ZM92 217V216H91ZM104 217H105V215H104ZM44 218V219H45ZM242 218V219H241ZM261 218H263V219H261ZM38 219V218H37ZM43 219V218H42ZM45 219V220H46ZM89 219H87V221L89 220ZM93 219V218H92ZM102 219H103V216H102ZM84 220V221H83ZM99 220V219H98ZM80 221V222H79ZM91 221V220H90ZM94 221L95 220H93V223H94ZM103 221V220H102ZM262 221V222H261ZM40 222V221H39ZM77 222H79V224L77 223ZM103 222V223H104ZM88 223H89V221H88ZM140 223V222H139ZM40 225V224H39ZM76 225H77V227H76ZM95 225H97V224H95ZM106 225V224H105ZM108 225V224H107ZM125 225V224H124ZM128 225V224H127ZM75 226V227H74ZM82 226H83V228H82ZM49 227V226H48ZM62 227V226H61ZM74 227V228H73ZM91 227H92V225H91ZM95 228H96V226H95ZM261 228V229H260ZM45 228H44V231L46 230ZM97 229V228H96ZM257 229H256V231H257ZM46 230V231H47ZM55 230V231H54ZM64 232L66 231L65 230V228L64 229H62ZM61 230V231H62ZM98 230H100V229H98ZM98 230H96V231H98ZM181 230H183V231H181ZM240 230H241V232L243 233V234H241L243 237H241V235H240V237H241V239H239V237H237L239 234H240ZM258 230V231H259ZM47 231V232H48ZM60 231V230H59ZM252 230H251V233L253 232ZM47 232H43L42 233V231H41V235H40V233H39V235H40V237L41 238H46L45 236H47ZM87 234H86V233ZM222 232H223V234H222ZM246 232V233H245ZM255 232V231H254ZM253 232V233H254ZM57 233V232H56ZM88 233H89V235H88ZM237 233H239V234H237ZM250 233V232H249ZM252 233V234H253ZM94 234V233H93ZM117 235V236H115V235ZM121 234V235H120ZM237 234V235H236ZM256 234H253V235H249L250 237L249 238H251V242L250 243H246V241H247V239H249L248 238V235H246L247 236V239H246V241L245 240H243L242 242H244L243 243V245L241 246V243L239 244L238 242H235V243H238L237 244V247L238 248H234L233 246H235V243H233L232 242V244H234L233 246H231V247H233V248H231V247H228L229 245H231V244H229L228 245V243H229V241L227 242V243H225V245H228L227 246V250L229 249V251L228 252H226L225 254H226V256H227V258L226 257H224L225 256V254H223L224 253V251H225V248H224V250H223V253H221L222 252V250H219V249H221L217 244H216V246H218V249H217V252L216 253H218V251H220V253L221 254H223V255H221L220 253H218V254H215L214 256H212L211 257V255H208V253H206L208 256H210L211 257V259L212 258H215V259H217V257L219 256H223L222 257V259H221V257L219 258V259H221V260H223V258H224V260H225V258H226V260L229 258V259H231V258H234L235 256H238V258H236V259H241V257H243L244 258V256H245V253H247L248 251H250V250H252V247H258L259 245L261 246V245H263L262 243H264V241L263 242H259V241H256V242H254L255 240H253V239H258V240H260L259 239V237H257V235ZM49 235V234H48ZM110 235H112V236H110ZM120 235V236H119ZM222 235L224 236V239H221L222 238ZM254 235H256L255 237H254ZM62 237L63 236H60L59 237V239H57L56 238V240L58 241H54L55 243H56V248H54L53 247V249L55 250V253H56V249H57V251H59L58 253H60L61 251H62V248L64 247H59V246H62L61 244H59L60 242H62L63 240H65V238L62 240ZM67 237H70L69 238V240H67L68 238ZM77 237V238H76ZM120 237V238H119ZM238 239H237V238ZM254 237V238H253ZM71 238H73L72 240H71ZM83 238V237H82ZM228 238V239H227ZM235 238H236V240H235ZM246 238V237H245ZM263 237H261V239H262ZM79 239V240H80ZM118 239L119 240H121L122 241V243H120V244H118ZM51 240V239H50ZM219 240H220V242H219ZM250 240V239H249ZM263 240H264V238H263ZM81 241H82V239H81ZM262 241V240H261ZM74 242V241H73ZM76 242V241H75ZM74 242V243H75ZM79 242V241H78ZM248 242V241H247ZM260 243L258 246L256 245L255 246V243ZM54 243V244H55ZM136 243V242H135ZM230 243H231V241H230ZM57 244L59 245V246H57ZM64 244V243H63ZM72 244V243H71ZM80 244V243H79ZM112 244V245H111ZM209 244V245H208ZM64 245H66V244H64ZM73 245V244H72ZM72 245L70 246L71 248H72ZM78 244H76V245H74V248L77 246ZM116 245H114V246H116ZM223 246H224V244H223ZM241 246V247H240ZM259 246V247H260ZM67 247H68V245H67ZM113 247V246H112ZM236 247V246H235ZM247 247V248H246ZM263 247H264V245H263ZM263 247H261V249L263 250ZM248 248L250 249V250H248ZM59 249V250H58ZM68 249V248H67ZM70 249V248H69ZM68 249V250H69ZM195 249V250H194ZM200 249V250H201ZM231 249H234V250H236V251H234L235 253H233V252H231L232 250ZM253 249H255V248H253ZM66 250V249H65ZM67 250V251H68ZM114 250V251H115ZM194 250V251H193ZM226 250V251H227ZM231 250V251H230ZM259 250V249H258ZM64 251V250H63ZM66 251V252H67ZM69 251H71V250H69ZM193 251V252H192ZM199 251V250H198ZM216 251V250H215ZM255 251V250H254ZM212 251H210L209 252V254H214V251L211 253ZM62 253V252H61ZM70 252H68L67 254H69ZM54 254V253H53ZM212 254V255H213ZM220 254V255H219ZM235 254V256L233 257V255ZM254 254V253H253ZM252 254V255H253ZM257 254V253H256ZM70 255V254H69ZM218 255V256H217ZM56 256V255H55ZM58 256V255H57ZM61 256H62V254H61ZM68 256V255H67ZM103 256H104V259H102L103 258ZM130 256H133V258L131 259L130 258ZM202 256V255H201ZM232 256V257H231ZM240 256V257H239ZM261 256H262V254H261ZM66 257V256H65ZM99 257V258H98ZM170 257L173 259V260H171L170 259ZM210 257H207L206 258V256H204L203 255V258H206V260H208V258H210ZM247 257V256H246ZM55 258V257H54ZM66 258H68V257H66ZM101 258V259H100ZM241 259V261H240V263L239 264H242L243 263V260H245V259ZM251 258V257H250ZM249 258V260H251L252 261V259H250ZM260 258V257H259ZM263 258V257H262ZM58 259H60V257H58ZM92 259V260H93ZM211 259H210V261H208V262H205L206 264H215L216 262H219L220 264H222V263H225V261H221V260H219V261H217V260H215V259H212V262H211ZM228 259V260H229ZM236 259L234 258V259H231L232 261H236ZM257 259V258H256ZM255 259V260H256ZM261 259V258H260ZM95 260H97V261H95ZM206 260H204V261H206ZM227 260V261H228ZM249 260H247V261H249ZM254 260V259H253ZM254 260V262H256ZM264 260V259H263ZM56 261V260H55ZM102 261H103V263H102ZM226 261V262H227ZM232 261H231V263L230 264H235V261L232 263ZM239 261V260H238ZM259 261V260H258ZM61 262H62V260H61ZM64 262V261H63ZM91 262V261H90ZM92 262V263H93ZM211 262V263H210ZM222 262V263H221ZM253 262V263H254ZM263 262V261H262ZM58 263V262H57ZM204 263V264H205ZM228 263H229V261H228ZM227 263V264H228ZM236 263H237V261H236ZM261 263V262H260ZM64 264V263H63ZM91 264V263H90ZM218 264V263H217ZM245 264V263H244Z\"/></svg>",
    "mask_w": 264,
    "mask_h": 264
},
{
    "label": "crops",
    "instance_id": "0c3cea01",
    "mask_svg": "<svg viewBox=\"0 0 264 264\" xmlns=\"http://www.w3.org/2000/svg\"><path fill=\"white\" fill-rule=\"evenodd\" d=\"M247 72H248V71H247ZM248 75H249V74H248ZM253 78H254V77H253ZM183 79H184V78H183ZM183 79H179L178 81L183 80ZM184 81H185V80H184ZM184 81H183V82H184ZM187 81H189V80L186 79V82H187ZM240 88H242V87H240ZM240 93H241V94L238 95L237 98H236V97H232V98H233V99H232V98L230 97V103H231V105L233 104V102L235 103V102H238V101H243L244 98H245V99L247 98L246 100L251 99V101L256 100L255 98H257V99H259V100H257V105L259 104V106H257V108L259 109L260 106H261V108H260L259 110L264 109V103H263L264 101L262 100L263 95H264L263 92H262V95L259 94V92L256 93V94H257L256 97H255V93H252V95H251V94H250V95H247L248 97H247L245 94H242V92H240ZM225 94H226V93H225ZM233 94H234V93H233ZM246 94H248V93H246ZM227 95H228V94H227ZM244 95H245V96H244ZM258 95H259V96H258ZM260 95H261L262 97H260ZM249 96H250V97L252 96V98H249ZM259 97H260V98H259ZM241 99H242V100H241ZM245 99H244V101H245ZM252 99H253V100H252ZM174 100H175V99H174ZM237 100H238V101H237ZM176 101H178V99H176ZM258 101H259V102H258ZM260 101H261L262 104L260 103ZM194 102H196V101H194ZM236 104H237V103H236ZM254 104H256V101L253 102V105H254ZM234 107H235V104H233V109H234ZM253 108L256 110V106H254ZM253 108L251 107L250 110L255 111ZM259 110H257V111H259ZM233 111H234V110H233ZM224 113H229V112H224ZM243 114H244V113H243ZM237 115H238V114H237ZM240 119H242V118H240ZM194 122H195V121H194ZM205 122H206V121H205ZM257 123H258V122H257ZM263 123H264V121L261 122L260 124H255V125H256L255 127H257V125L260 126V130H261V131L258 130V129H256V130H257L258 132H262V134H264V130H262L263 128L261 127V125H263ZM205 124L207 125V126L205 125L207 128H208V126L210 125V128L212 129V134H213V135L210 134V135H211L210 138H212V136H214V135L216 136V134H218L217 132H221V130L216 131V127L218 126L220 129H222L221 134H223V136H222L221 134H219V135L222 136V137H221L222 139H223L224 137H226L225 139H228V140L233 139V140H230V142H231V141L233 142V141H235V139H237V138H236V136H237L236 134H233V133H227V129H229V128H230V130H232V131H234V132H236V131L239 129V128H237L236 125H234V124L232 125L231 123L229 124L228 122H224V121H221V120H220V121H216V120H214V121H212V122L209 123V124H208V122H206ZM198 126H202V125H201V124H198ZM232 126H233V127H232ZM205 130H206V129H205ZM208 130H209V128H208ZM239 130H240V129H239ZM207 132H208V131H207ZM209 132L211 133V131H209ZM165 134H166V133H165ZM208 135H209V134H208ZM225 135H226V136H225ZM229 135H231V136H230V139H229ZM239 135H240V134H239ZM227 136H228V137H227ZM233 136H235V137H233ZM240 136H242V135H240ZM245 137H246V140L249 141V137H248L247 135H245ZM219 140H220V139H219ZM219 140L216 141L215 144H217V143H219V142H223L222 140H221V141H219ZM228 143H229V142H228ZM171 145H172V144H171ZM219 145H221V144L219 143ZM219 145H218V146H219ZM172 146H173V148L176 147L175 145H172ZM217 148H218V147H217ZM221 148H222V147H221ZM221 148H220V146H219L218 149L221 150ZM251 148H252V147H251ZM251 148H250V147H245L244 149L247 150V151H246L247 153H248V152L251 153ZM174 149H175V148H174ZM224 149H225V148H223V150H224ZM249 149H250V150H249ZM230 150H231V149H230ZM237 150H239V149H237ZM257 150H258V149H257ZM257 150H256V151H257ZM232 152H235V153L237 152V153H236L237 156H236V155H235V156L239 158V155H238V154H239L240 151L238 152V151H236V149H235V151L232 150ZM252 152H254L253 148H252ZM258 152H259V151H258ZM258 152H256V153L258 154ZM240 153H241V152H240ZM254 153H255V152H254ZM256 153H255V154H256ZM232 154H233V153H232ZM233 155H234V154H233ZM241 155H242V154H241ZM244 155H245V154H244ZM235 156H234V157H235ZM241 157H242V156H241ZM243 157H244V156H243ZM245 157H246V158H249V156H245ZM193 158H194V157H193ZM227 158H228V157H227ZM242 159H244V158H242ZM244 160H245V159H244ZM246 160H247V159H246ZM246 160H245V161H246ZM248 161H249V160H248ZM252 175L254 176L255 174H252ZM256 177H257V176H256ZM253 179H254V178H253ZM253 179H252L251 181H256V179H258V178H255L254 180H253ZM188 180H189V179H188ZM232 180H234V178H233ZM247 181L250 182L249 180H247ZM257 181H258V180H257ZM146 182H152V183H153L154 180H153V181H152V180H151V181L148 180V181H146ZM155 182H156V181H155ZM188 182L193 183V181H191V180H189ZM236 182H237V181H236ZM182 185H183V187H184L185 189H186V188L188 189V187H189L188 185H190V184H186V182H185V183H183ZM191 185H195V183H193V184H191ZM196 187H199V186H196ZM200 189H202V191H203V190L206 191V192H205V193H206L205 195H204V193L201 194L202 196L204 195L203 197L206 198L207 196L210 197V194H209V193L212 192V191L214 192V189H216V188L213 189V188H209V187H207V188H200ZM134 194H135V193H134ZM110 195H111V196H110L111 199H110L109 201L112 200V201L116 202V201L118 200V201L116 202V207H117V208H118L120 202H121V204H123V202H122L121 200H119L117 197H115V195H112V194H110ZM148 196H149V194H147V197H148ZM155 196H157V195H155ZM155 196L153 195V196H151V197H148L149 199H147V201H146V199H145V200L142 199V201H144V203L141 202L140 200H138L137 202H140V204H138V203L136 202V200L130 201V202H134V201H135V203L138 204V205L136 206V205H134V204H132V203L129 205V207L126 205V206L129 208V210H128L127 207H123V206H125V205H121V204H120L122 207L119 208V209H120V210L122 209L123 211H130L131 213L136 214V213H135V212H136V211H135L136 209H135V208H132L133 206L137 208L139 205H141V203H142L141 206H147L148 203H149L148 206H149V205H155L156 203L153 204L154 200L156 201V199H155L156 197H155ZM153 197H154V199H153ZM175 198H176L177 200H176ZM175 198H174V199H175L176 201H179V202H181V203L184 202V201H183V197H177V196H175ZM181 198H182V199H181ZM150 199H151V200H150ZM174 199H172V200H174ZM100 200H101V199H100ZM157 200H158V198H157ZM149 201H150V202H149ZM164 201H166V200H164ZM164 201H163V203H164ZM169 201H171V199L168 200V202H169ZM146 202H147V204H146ZM168 202H165L166 204L164 203V205L167 206ZM171 202H172V201H171ZM117 203H118V204H117ZM150 203H151V204H150ZM181 203H180V204H181ZM82 204H83V203H82ZM124 204H125V203H124ZM144 204H146V205H144ZM169 204H170V202H169ZM83 205H84V204H83ZM132 205H133V206H132ZM156 205H157V208H158V206H161V204L159 205V203L156 204ZM156 205H155V207H156ZM108 206H109V205H108ZM114 206H115V205H114ZM148 206H147L146 208H142V209L140 208L139 210H140V211L145 210V211H151V212H152V211H155V210L157 211V208L154 209L153 206H152V208H153L154 210H151L152 208L149 209V210H147V209H148ZM116 207H114V208H116ZM105 208H106V207H105ZM110 208H113V207H110V206H109V209H110ZM123 208H126L127 210H126V209H123ZM130 208H132V209L130 210ZM138 208H139V207H138ZM138 208H137V210H138ZM162 208L165 209L164 206H163ZM162 208H161V210H162ZM81 209H83V208H81ZM133 209H135V210H133ZM166 209H168V207H166ZM120 210H119V211H120ZM122 210H121V211H122ZM139 210H138V212H139ZM164 211H166V210H164ZM149 213H150V212H149ZM83 221H84V220H83ZM79 222H80V221H79ZM79 222H77V223L79 224ZM84 223H85V222H84ZM81 224H82L83 226L85 225V228H84L85 231H86V226L89 227L90 232L93 231V228H94V227H91V225L83 224L82 221H81ZM83 226H82V227H83ZM90 232H89V233H90ZM85 233H86V232H85ZM89 233H88V235H89ZM86 234H87V233H86ZM94 234H95V233H94ZM94 234L91 232L90 237H93ZM83 236H85V234H84ZM103 245H105V244H103ZM113 246H114V245H113ZM104 247H105V246H104ZM111 247H112V246H111ZM83 249H84V247H83ZM106 250H107V248L105 247V248L103 249L104 252L100 253V254H99V257H100L101 254L104 255ZM116 252H117V251H115V253H116ZM112 254L114 255V252H113ZM108 255H111V254L108 253ZM99 257H98V258H99ZM95 259H97V258H95ZM100 259H101V258H100ZM93 261H94V259L91 260V264H95ZM95 261H97V260H95ZM92 262H93V263H92Z\"/></svg>",
    "mask_w": 264,
    "mask_h": 264
}]
</instances>
